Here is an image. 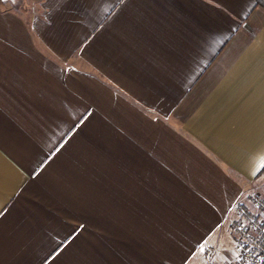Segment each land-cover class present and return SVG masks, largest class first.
<instances>
[{
    "label": "crops",
    "instance_id": "0c3cea01",
    "mask_svg": "<svg viewBox=\"0 0 264 264\" xmlns=\"http://www.w3.org/2000/svg\"><path fill=\"white\" fill-rule=\"evenodd\" d=\"M262 158L254 0H0V264H230Z\"/></svg>",
    "mask_w": 264,
    "mask_h": 264
},
{
    "label": "built area",
    "instance_id": "2783aa9c",
    "mask_svg": "<svg viewBox=\"0 0 264 264\" xmlns=\"http://www.w3.org/2000/svg\"><path fill=\"white\" fill-rule=\"evenodd\" d=\"M252 202L253 211L249 214L240 206L235 208L233 231L238 255L230 264H264V201L253 196Z\"/></svg>",
    "mask_w": 264,
    "mask_h": 264
},
{
    "label": "trees",
    "instance_id": "16d2710c",
    "mask_svg": "<svg viewBox=\"0 0 264 264\" xmlns=\"http://www.w3.org/2000/svg\"><path fill=\"white\" fill-rule=\"evenodd\" d=\"M256 6H260L264 8V0H254Z\"/></svg>",
    "mask_w": 264,
    "mask_h": 264
},
{
    "label": "snow or ice",
    "instance_id": "6c2138e0",
    "mask_svg": "<svg viewBox=\"0 0 264 264\" xmlns=\"http://www.w3.org/2000/svg\"><path fill=\"white\" fill-rule=\"evenodd\" d=\"M261 167H264V158H262Z\"/></svg>",
    "mask_w": 264,
    "mask_h": 264
}]
</instances>
